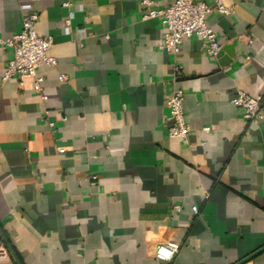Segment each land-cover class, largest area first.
Here are the masks:
<instances>
[{"label": "crops", "instance_id": "1", "mask_svg": "<svg viewBox=\"0 0 264 264\" xmlns=\"http://www.w3.org/2000/svg\"><path fill=\"white\" fill-rule=\"evenodd\" d=\"M221 1L213 58L196 36L160 50L138 0H0V39L34 12L57 61L36 68L43 99L2 81L0 44V264H157L163 243L171 264H264V121L230 104L243 91L264 107V0ZM172 87L187 143L167 134Z\"/></svg>", "mask_w": 264, "mask_h": 264}, {"label": "built area", "instance_id": "2", "mask_svg": "<svg viewBox=\"0 0 264 264\" xmlns=\"http://www.w3.org/2000/svg\"><path fill=\"white\" fill-rule=\"evenodd\" d=\"M138 2L141 7L142 20H158L164 26V41L158 46L160 50H165L175 56L183 40L196 36L200 39L203 50L208 56L213 58L217 56L220 43L213 30L207 25L206 17L212 11L229 15L233 12L232 7L224 5L221 0H214L212 3L203 0H175L164 7H157L155 0H138ZM62 5L67 6L69 3L64 1ZM36 22V13H25L20 30L7 39H0V44L11 49V58L4 67L2 81L12 77H15L19 83L31 79L34 90L45 99L40 84L41 78L37 75L36 68L42 64L55 66L57 61L47 55V51L53 45L52 36H39L35 30ZM179 73L180 66L174 64L173 80ZM66 79V75H59L60 81ZM230 104L240 111L243 119L253 123L264 121V107L259 99L243 91H236L230 99ZM166 107L171 121L167 129L168 136L187 143L190 128L184 119L181 89L172 87L166 98ZM203 130L208 131L209 129L204 127ZM174 208L176 211L180 210L178 206ZM192 211L196 213L197 208L193 206ZM177 251L178 245L158 244L154 249V258L157 264H171Z\"/></svg>", "mask_w": 264, "mask_h": 264}, {"label": "water", "instance_id": "3", "mask_svg": "<svg viewBox=\"0 0 264 264\" xmlns=\"http://www.w3.org/2000/svg\"><path fill=\"white\" fill-rule=\"evenodd\" d=\"M238 264V263H237Z\"/></svg>", "mask_w": 264, "mask_h": 264}]
</instances>
